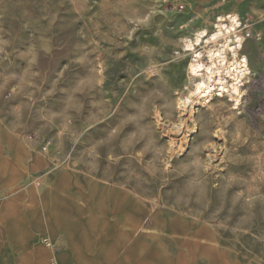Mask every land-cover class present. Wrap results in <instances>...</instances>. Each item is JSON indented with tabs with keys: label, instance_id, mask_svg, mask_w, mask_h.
Returning <instances> with one entry per match:
<instances>
[{
	"label": "rangeland",
	"instance_id": "374dc122",
	"mask_svg": "<svg viewBox=\"0 0 264 264\" xmlns=\"http://www.w3.org/2000/svg\"><path fill=\"white\" fill-rule=\"evenodd\" d=\"M232 14L252 71L240 111L215 98L191 116L181 40ZM16 148L38 191L65 175L110 196L116 232L81 229L110 264H264V0H0V172Z\"/></svg>",
	"mask_w": 264,
	"mask_h": 264
},
{
	"label": "crops",
	"instance_id": "0c3cea01",
	"mask_svg": "<svg viewBox=\"0 0 264 264\" xmlns=\"http://www.w3.org/2000/svg\"><path fill=\"white\" fill-rule=\"evenodd\" d=\"M1 150L7 154L13 152L12 148ZM14 151H21L15 154V160L6 155L1 162L6 166L0 172V264H52V259L53 264H110L107 245L91 238L83 239L87 232L81 230L89 224L91 232L95 221L107 219L114 223L113 232H116L115 222L119 221L116 210L104 207L107 193L91 199L86 193L70 189L71 182L65 175L47 190L38 191L32 185L33 176L25 178L23 173V149ZM126 198L132 202L131 209L139 208L134 197ZM93 202L97 205L95 211ZM131 220L128 215L123 222L129 236L133 233ZM45 241L49 247L44 246ZM135 262L139 263L134 259L128 264Z\"/></svg>",
	"mask_w": 264,
	"mask_h": 264
},
{
	"label": "bare ground",
	"instance_id": "6f19581e",
	"mask_svg": "<svg viewBox=\"0 0 264 264\" xmlns=\"http://www.w3.org/2000/svg\"><path fill=\"white\" fill-rule=\"evenodd\" d=\"M240 25L238 16L232 14L224 19L218 18L212 32L207 33L201 29L193 37L181 40L182 51L190 54L187 62L190 84L186 92L178 95L177 107L180 110L187 111L192 116L196 103H200L201 107L212 108L213 101L217 98V103L221 106L229 105L230 115L240 111L243 96L241 86L244 79L252 74L244 53ZM257 38L260 40L258 36ZM175 128L180 131L182 123H176ZM221 131H213V135L223 141ZM187 138L184 136L181 142H186ZM181 144L168 143L167 156L178 153ZM209 145L213 149L218 144Z\"/></svg>",
	"mask_w": 264,
	"mask_h": 264
},
{
	"label": "built area",
	"instance_id": "2783aa9c",
	"mask_svg": "<svg viewBox=\"0 0 264 264\" xmlns=\"http://www.w3.org/2000/svg\"><path fill=\"white\" fill-rule=\"evenodd\" d=\"M183 10H184V6H183V5H178V6H175V7L173 8V11H174L175 13H177V14L182 13Z\"/></svg>",
	"mask_w": 264,
	"mask_h": 264
}]
</instances>
